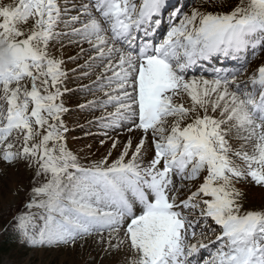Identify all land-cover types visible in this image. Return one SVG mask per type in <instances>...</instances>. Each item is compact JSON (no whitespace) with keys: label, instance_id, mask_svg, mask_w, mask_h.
<instances>
[{"label":"snow or ice","instance_id":"1","mask_svg":"<svg viewBox=\"0 0 264 264\" xmlns=\"http://www.w3.org/2000/svg\"><path fill=\"white\" fill-rule=\"evenodd\" d=\"M68 3L0 0V164L32 173L17 238L92 239L117 264H264V206L240 187L264 188V63L250 72L264 0ZM65 40L79 47L69 61L87 56L70 71L95 75L80 108L135 142L100 156L69 146Z\"/></svg>","mask_w":264,"mask_h":264},{"label":"rangeland","instance_id":"2","mask_svg":"<svg viewBox=\"0 0 264 264\" xmlns=\"http://www.w3.org/2000/svg\"><path fill=\"white\" fill-rule=\"evenodd\" d=\"M79 1L81 2V0ZM3 2L9 3L12 0H3ZM180 2L191 4V0H180ZM228 2L234 5L237 0H228ZM192 6H199V0H195V4ZM208 10L213 9L209 8ZM64 44L66 45L64 59L66 68L69 70L68 88L71 90L65 94L68 98L66 107L69 111L64 117L69 128L67 133L69 146L75 151H80L82 155L92 156L95 154V156H100L110 148L113 139L126 142L131 137L135 142L139 132L129 133L127 130L121 132L101 128L95 122V117L100 115V111L80 108V105L87 104L89 100L93 99L91 94L80 89L83 85L94 80L95 75L93 74L89 78H81L79 70L72 73L70 70L77 68L78 64H83L87 56L82 57L76 63L69 61L68 56L76 55L79 52V47L72 46L67 40L64 41ZM83 47L87 48V44ZM57 49H59V45H57ZM260 63H264V53H261L260 57L252 62L250 72ZM101 140L105 141L103 145L100 143ZM31 179L32 173L25 170L22 164L18 168L5 167L0 164V229L3 221H6L5 216L14 217L19 212L25 211L24 204L27 202ZM17 187H21L22 190L14 194V189ZM240 187L247 196L246 206L255 208L264 206V188L243 184ZM208 238L214 240L215 235L209 233ZM20 245L25 246V249L21 252L12 253L11 257L3 260V264H117L118 261L123 260V257L118 255L105 256L104 246H98L92 239H89L83 248L78 245L75 248H33L24 242ZM203 255L207 257L208 253L205 251Z\"/></svg>","mask_w":264,"mask_h":264},{"label":"trees","instance_id":"3","mask_svg":"<svg viewBox=\"0 0 264 264\" xmlns=\"http://www.w3.org/2000/svg\"><path fill=\"white\" fill-rule=\"evenodd\" d=\"M5 220L0 229V264H3L5 258L11 257L12 253L25 249V246L20 245L22 241L16 236L13 216H5Z\"/></svg>","mask_w":264,"mask_h":264},{"label":"bare ground","instance_id":"4","mask_svg":"<svg viewBox=\"0 0 264 264\" xmlns=\"http://www.w3.org/2000/svg\"><path fill=\"white\" fill-rule=\"evenodd\" d=\"M85 2H86V0H85ZM61 3H63V0H61ZM73 3H75V4H77V5H79V3H80V1L79 0H71V1H69V3H68V7L71 9V7H72V4ZM76 14V12H75V10H72L70 13H69V15H75ZM72 45V44H71ZM70 46V45H69ZM72 46H74V45H72ZM74 48V47H73ZM226 63V62H225ZM246 77H242L241 79H245ZM71 91V90H70Z\"/></svg>","mask_w":264,"mask_h":264}]
</instances>
